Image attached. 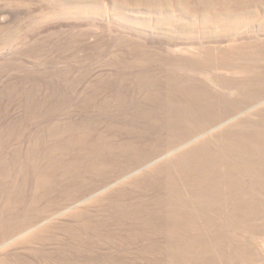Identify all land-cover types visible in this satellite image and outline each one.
I'll return each instance as SVG.
<instances>
[{
	"label": "rangeland",
	"instance_id": "374dc122",
	"mask_svg": "<svg viewBox=\"0 0 264 264\" xmlns=\"http://www.w3.org/2000/svg\"><path fill=\"white\" fill-rule=\"evenodd\" d=\"M263 44L264 0H0V200L9 194L54 201L61 189L85 188L93 180V162L120 156L113 152L123 146L131 147L129 155L138 150L134 146L149 148L168 133L169 122L178 123L186 101L179 79L192 76L188 81L217 94L225 90L215 87L210 75H250L208 68L197 59L203 51L213 50L203 54L212 65L220 49L249 57L264 51ZM190 60L199 62L194 67ZM173 79L179 90L169 83ZM157 161L98 191L86 190L45 218L57 217L61 246L68 243L66 226L74 229L77 264H236L238 259L228 258L235 250L237 258L244 255L238 264H264L261 238L252 250V218L243 211L232 215L234 201H225L220 211L208 205L209 221L170 245L160 229H149L154 211L158 219L165 215L163 206L154 207L164 193L149 180L132 183L118 196L114 191ZM172 171L180 184L181 174ZM41 172H47L43 182L49 190L37 189ZM50 235L44 238L52 250ZM39 247L13 246L9 264H50L36 254ZM251 251L255 261L248 258Z\"/></svg>",
	"mask_w": 264,
	"mask_h": 264
},
{
	"label": "bare ground",
	"instance_id": "6f19581e",
	"mask_svg": "<svg viewBox=\"0 0 264 264\" xmlns=\"http://www.w3.org/2000/svg\"><path fill=\"white\" fill-rule=\"evenodd\" d=\"M154 5L156 6L155 3ZM211 51L213 52L212 49L203 51L197 59H202V62L212 70L227 68L235 73L247 71L250 75L242 78L210 75V80L216 84L215 87L220 88V91L225 90L217 94L205 93L204 84H201L202 90L196 81H188V78L192 76L179 79L186 101L182 104L183 110L178 113L177 120H174L178 123L169 122L168 133L157 137L149 148L143 144L134 146L132 150H138L129 155L126 152L131 147L123 146L122 150L113 152V154L121 153L120 156L111 158L105 155L104 161L93 162L89 167L92 169L90 173L93 175L90 178L93 180L89 179L90 182L85 183L87 186L83 189L79 187L77 191L73 190L74 192L68 188L61 189L59 199L54 201L50 199L43 201L40 196L28 200L24 199L25 197L18 199L6 194L0 200V264H9L11 257L8 254L9 249L22 244H39L36 254L40 252L41 259L45 262L50 258V264H77L74 229L66 226L68 243L66 246H61V241L56 235V228L59 225L57 217H50L48 222L45 218L58 208L68 207L70 201H76L88 190L98 191L108 182L118 180L136 167L146 166L153 160L157 161L161 156H165V159H159L160 161L140 173L138 177L127 179L114 191L118 196L121 189L124 190L132 183L149 180L150 187L165 194L160 195L163 199L161 202L156 200L154 204V207L163 206L165 215L162 216V214L161 219H158L157 212L154 211L148 218L149 229L153 227L155 231L160 229L167 238V244L170 245L172 240H181L184 235L191 234L195 228L209 221L208 205H213L220 211L225 201H234L237 203H234L235 209L232 215L237 211H243L246 216L250 215L252 218L251 229L248 230L251 234L252 250L257 247V240L260 238L264 245V51L249 54L248 57V54L232 55L228 53L229 50L220 49L213 62H211L213 56L209 57L208 60L212 63L209 65L203 58V54H209ZM241 58V62L235 67H228L232 62L240 61ZM250 59L254 61L253 68L249 65ZM192 61L190 60V63L196 67L195 63L199 61ZM252 70L254 73H251ZM169 83L173 89L179 90L176 85L178 83L174 82V79ZM240 83L241 87L237 85ZM252 106H256L254 110H248ZM173 151L179 154L170 156ZM136 153L139 155L136 156ZM172 168H176L177 173L181 174L180 177L183 180L180 184L174 179ZM41 173L44 174V178L41 180L42 185L37 189L40 190L42 187L43 191L49 190V187L44 186L47 182H43L47 180V172ZM63 174L68 175V172ZM160 174H167V176L160 178L158 176ZM72 175L75 177L77 174L72 173ZM153 175L154 179H152ZM51 192L50 190L47 194ZM106 195V193L102 194L93 200V203L102 201ZM245 203L246 207H244ZM260 219H262L261 224L258 223ZM43 221L46 223L43 224ZM47 232L51 234L49 238L53 234L52 242L56 247L52 250L47 248L49 242L47 238H44ZM236 251H233L228 258L232 261L234 259V262L238 259L236 263L238 264L239 261H244V255L240 254L237 258ZM2 255L5 257L2 258ZM248 258L250 261H255L256 253L251 251Z\"/></svg>",
	"mask_w": 264,
	"mask_h": 264
}]
</instances>
